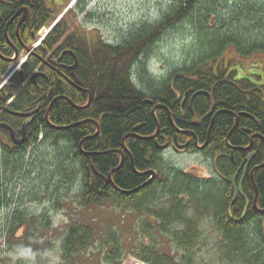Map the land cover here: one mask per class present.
<instances>
[{"label":"trees","instance_id":"trees-1","mask_svg":"<svg viewBox=\"0 0 264 264\" xmlns=\"http://www.w3.org/2000/svg\"><path fill=\"white\" fill-rule=\"evenodd\" d=\"M164 3L170 5L117 43L89 42L80 36L76 39L74 33L68 36L70 45L77 41V67L67 75L72 84L58 79L44 93L68 100L55 99L50 110L51 124L66 129L36 130L31 141L35 144L44 132L45 139L35 150L45 143L56 149L58 163L50 165L55 169L54 177L65 181L67 173L72 174L68 182L76 184L82 207L111 202L130 207L138 215V239L131 251L137 260L145 264H264V215L252 208L257 192V209L264 210V167L252 173L264 163V89L248 80H236L235 72L228 73L221 65L210 67L229 48L242 58L264 55V0ZM80 4L75 9L82 14L84 6ZM48 15L45 6L40 5V14L38 10L33 18L34 29L48 25ZM180 26L189 27L192 33L187 37L199 41L196 57L155 83L138 88L133 69L137 67L138 75L146 78L148 70L141 58ZM69 30L60 22L53 32L65 36ZM0 43L3 44L1 33ZM37 64L39 60L33 57L32 68ZM78 89L91 95L85 110H75L70 105L88 102L87 93ZM197 92L208 93L209 97H195L190 109V98ZM218 112L221 113L215 116ZM235 118L237 125L231 132ZM174 137L179 145L188 143L184 153L203 156L211 163L212 178H199L164 164L160 147L170 145ZM206 142V147L199 149ZM251 154L253 157L246 162ZM29 159L25 150L12 153L0 149L4 164L0 173V210L14 207L17 202L14 193L18 183L13 181V175L20 177L34 168L27 167ZM246 166L242 196L236 198L229 215L232 179L240 169L238 187ZM9 170L11 179L3 181ZM149 172L155 176L145 175ZM246 201L249 207L245 211ZM27 215L17 210L9 217L0 239L5 243L14 238L13 249L20 258L43 263L51 246L42 236L48 224L44 223V215ZM21 229L22 237L16 238ZM116 232L110 229L104 237V245L111 247L104 264L122 262V245ZM94 236L95 230L88 223L70 225L62 240L63 260L72 261L85 252ZM141 238L148 243L144 245ZM162 239L173 245L174 253L159 250ZM1 253L0 247V256Z\"/></svg>","mask_w":264,"mask_h":264},{"label":"rangeland","instance_id":"rangeland-1","mask_svg":"<svg viewBox=\"0 0 264 264\" xmlns=\"http://www.w3.org/2000/svg\"><path fill=\"white\" fill-rule=\"evenodd\" d=\"M77 2L85 4V14H80L78 11L73 12ZM168 5L170 4H165L164 0H66L56 10L54 18L57 21L68 10L67 15L69 19H72L71 27L76 30L74 31L79 36L87 38L89 42L102 40L108 43H117L120 38H124L132 30L139 29V24L153 20L157 13L164 11ZM49 8L55 11L56 7L53 6L52 1ZM186 27L176 28V32L161 39L151 48L147 56L144 55L141 58V60H145L148 72L147 77L143 78L138 75L137 67L133 69L135 72L133 79L139 86L138 88H145L146 83H155L157 79L165 77L171 70L181 67L188 59L196 57L200 50L199 41L193 42L191 38L187 37L192 33V30ZM46 31L48 30L46 29ZM37 45L36 42L35 46ZM220 65L228 73L235 72L236 80H248L253 85L264 89L263 54L242 58L236 54L233 48H229L210 67L216 68ZM55 150L45 144L33 151L30 161L26 162V165L27 167L31 165L34 168H30L23 176L13 175V181L18 183L14 193L17 202L14 203V207L0 210V235L6 231V220L17 210L25 211L28 217L32 215L45 216L43 220L48 224V229L42 236L51 244L47 248L45 261L33 263L20 258L13 249L16 244L15 239L12 238L5 243L0 239L2 248L0 263L104 264L106 253L111 250L110 246L104 245V237L107 236L110 229H115L118 231L116 235L122 245L121 264H145L131 254L134 242L138 239L135 233L139 221L138 215L134 214L130 207L111 202H103L88 208L82 207L76 194V184L68 182L71 180L72 174L67 173L68 179L65 181L54 177L55 169L50 168V165L58 163L59 159H56V154L54 155ZM162 160L169 167L182 169L185 173L199 178L208 179L214 175L211 163L197 154L190 155L184 152L178 154L172 149H167L162 154ZM31 163H34V166ZM2 165L4 164L0 161V173ZM10 175H12V171L9 170L3 176V181L10 180ZM27 175L29 176L26 177ZM59 181H61V186L57 189ZM70 185H73V188L69 187ZM43 186H48V189ZM83 222L90 224L95 230L93 242L85 252L76 256L72 261H64L61 251L64 235L70 225ZM23 233L24 229L19 230L16 233V238L22 237ZM141 241L144 245L148 243L146 239L141 238ZM159 250L169 254L171 251L174 253L175 249L168 240L162 239ZM204 250H208V248Z\"/></svg>","mask_w":264,"mask_h":264},{"label":"flooded vegetation","instance_id":"flooded-vegetation-1","mask_svg":"<svg viewBox=\"0 0 264 264\" xmlns=\"http://www.w3.org/2000/svg\"><path fill=\"white\" fill-rule=\"evenodd\" d=\"M51 1L56 7L55 11L49 8ZM64 2L66 0H0V33L3 40V44L0 43L3 48V51L0 50V149L12 153L25 150L26 160L29 159L31 150H35L38 143L40 141L42 143L45 139L42 132L33 144L31 140L34 132L44 131L45 127L54 130L51 127L54 125L51 124L50 117L54 100H67L65 97L57 98L55 95L47 97L44 95L45 90L58 79L72 84L67 75L74 72L78 63L75 42L79 35L71 27L72 19L67 15L68 10L57 21L54 18L56 10ZM40 5H44L49 12L50 23L36 30L33 26V18L38 10L40 14ZM75 11L74 8L73 12ZM60 22L70 27L65 36H58L53 32ZM73 33L76 34V39L73 45H70L68 42L71 39L68 36ZM36 42L37 46H35ZM33 57L39 60V64L34 68H32ZM78 91L87 93L82 89ZM87 95L88 102L85 105L69 104L75 110H85L91 102H89L91 95L89 93ZM189 105L191 109V104ZM85 106L84 109H78ZM167 149H172L178 154L184 151L177 152L173 142L167 146ZM247 159L246 162H249L250 159L249 161ZM242 178L243 176L240 181Z\"/></svg>","mask_w":264,"mask_h":264},{"label":"water","instance_id":"water-1","mask_svg":"<svg viewBox=\"0 0 264 264\" xmlns=\"http://www.w3.org/2000/svg\"><path fill=\"white\" fill-rule=\"evenodd\" d=\"M199 95H205L206 97H209V94H208V93H205V92H197V93H195V94L192 95V97L190 98V103H189V104H191V102L193 101V99H194L195 97L199 96ZM90 100H91V98H89V102H90ZM67 101H68V100H67ZM76 108H77V107H76ZM83 108H84V107H83ZM83 108H79V107H78V109H83ZM157 108H158L157 106L154 107V109H153V111H152V114H154V112L156 111ZM165 111L168 113L167 110H165ZM220 113H221V112H218L217 114H215V116L218 115V114H220ZM215 116H214V117H215ZM168 117H169V119H170L169 114H168ZM214 117H213V119H214ZM213 119H212V121H211V125H212V123H213ZM237 121H238V119L235 118V126L233 127V129L231 130V132L236 128ZM81 123H83V122H81ZM170 124H171V126H173L171 119H170ZM211 125H210V128H211ZM51 127H52L53 129H55V130H59V131H62V130H65V129H66V128L54 127V126H51ZM210 128H209V131H208V138H209ZM158 131H159V127H157V132H156L155 135H158ZM231 132L229 133L228 137L230 136ZM177 133H179V132L177 131ZM130 136H131V135H130ZM127 137H129V136H127ZM153 137H154V136H153ZM153 137H152V138H153ZM228 137H227V139H228ZM125 139H126V137L124 138V140H125ZM227 139H226V141H227ZM207 142H208V141H207ZM207 142L204 144V146H202V147H200V148L198 147V148H199V149L205 148L206 145H207ZM262 142H263V145H264V140H263V139H262ZM195 145L197 146V143H195ZM167 146H168V145H165V146L160 147V150H165V149L167 148ZM173 146H174V148H175L176 150H184V149L188 146V143L185 144V145H179L178 142H177L176 137H174V139H173ZM79 147H80V145H79ZM251 156H253V155H251ZM251 156L248 157L247 161H249V159H250ZM122 161H123V156H122ZM122 161H121V163H122ZM262 167H264V163H263L262 165L256 167L255 169H253L252 173H253L254 171H256L257 169L262 168ZM132 170H133V172L135 173V170H134L133 166H132ZM246 170H247V166L245 167V170H244V173H243V178L245 177ZM239 171H240V169H238V171L236 172V174L234 175V177H233V179H232L233 198H232V201H231V203H230L229 210H228L229 215H230L231 207H232L233 203L235 202L236 198H237L239 195L242 196V193H241V185H242V182H243V178H242V180L240 181L238 187H236V179H237V176H238V174H239ZM252 173H251V174H252ZM145 175H151L152 177H154V176H155V173H154V172H149V173H146ZM250 178H251V176H250ZM108 182L112 183L111 180H110L109 178H108ZM144 186H145V185H144ZM115 189H116V188H115ZM121 193H123V194H129V193H131V192H121ZM256 200H257V192H256L255 200L253 201L252 206H253V208L255 209V211H257V213H259V214H261V215H264V210H258V209H257V206H256ZM248 207H249V203L246 201V208H245V211L248 209ZM245 211H244V212H245ZM243 215H244V213H243Z\"/></svg>","mask_w":264,"mask_h":264},{"label":"bare ground","instance_id":"bare-ground-1","mask_svg":"<svg viewBox=\"0 0 264 264\" xmlns=\"http://www.w3.org/2000/svg\"><path fill=\"white\" fill-rule=\"evenodd\" d=\"M150 99V98H149ZM124 195V194H123Z\"/></svg>","mask_w":264,"mask_h":264}]
</instances>
